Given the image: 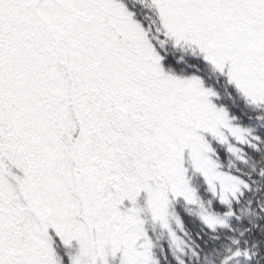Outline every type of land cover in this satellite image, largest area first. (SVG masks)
<instances>
[{"label": "snow or ice", "instance_id": "6c2138e0", "mask_svg": "<svg viewBox=\"0 0 264 264\" xmlns=\"http://www.w3.org/2000/svg\"><path fill=\"white\" fill-rule=\"evenodd\" d=\"M0 264H264V0H0Z\"/></svg>", "mask_w": 264, "mask_h": 264}]
</instances>
